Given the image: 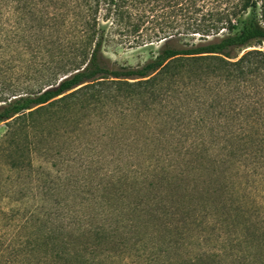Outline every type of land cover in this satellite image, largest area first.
Instances as JSON below:
<instances>
[{
    "label": "rangeland",
    "instance_id": "rangeland-1",
    "mask_svg": "<svg viewBox=\"0 0 264 264\" xmlns=\"http://www.w3.org/2000/svg\"><path fill=\"white\" fill-rule=\"evenodd\" d=\"M21 4L0 0V103L38 76L25 49L35 38L25 34L39 12L29 8L27 24ZM157 45L103 50L136 65ZM145 100H78L35 117L17 168L6 163L0 122V238L21 243L22 264H58L64 244V264L81 255L90 264H264V156L235 140L226 148L208 129H177L191 104Z\"/></svg>",
    "mask_w": 264,
    "mask_h": 264
},
{
    "label": "trees",
    "instance_id": "trees-1",
    "mask_svg": "<svg viewBox=\"0 0 264 264\" xmlns=\"http://www.w3.org/2000/svg\"><path fill=\"white\" fill-rule=\"evenodd\" d=\"M21 3L25 23L29 8L39 12L30 22L35 32L25 34L35 38L25 49L38 76L34 87L11 93L0 103V122L6 125L1 143L6 142L9 167L25 162L23 154L31 144L26 130L35 117L55 114L78 100L94 105L135 96H145L150 104H169L176 97L183 106L192 105L187 114L178 112L177 129L199 136L208 129L226 148L235 140L244 153L264 156V48L259 47L264 41V0ZM45 10L51 15L48 24ZM110 42L158 45L148 59L129 65L104 55ZM1 237L0 264H22L21 243L14 235ZM65 245L56 252L58 264L68 254ZM81 256L78 264L91 263Z\"/></svg>",
    "mask_w": 264,
    "mask_h": 264
}]
</instances>
